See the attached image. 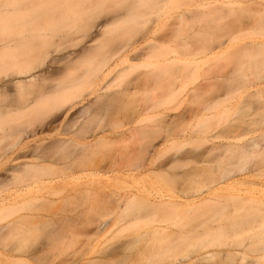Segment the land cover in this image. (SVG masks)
Returning <instances> with one entry per match:
<instances>
[{"label": "bare ground", "instance_id": "6f19581e", "mask_svg": "<svg viewBox=\"0 0 264 264\" xmlns=\"http://www.w3.org/2000/svg\"><path fill=\"white\" fill-rule=\"evenodd\" d=\"M65 1L68 2L67 6L64 5ZM107 1L108 3L112 1L118 2L120 10L123 12H116L115 16L111 18V21L107 20L106 22L96 23V27H94L95 24L92 25L93 20L92 22L90 21V26L79 25L76 28H67V24L75 25L78 20L90 16L96 9L95 7H98L97 5L101 6L102 3L103 5H107ZM167 1L168 0H0V6L15 8L13 10H6L10 13L7 18L0 17V29L8 30L5 31L7 34L3 32L0 33L6 35L5 37L4 35H2V37L0 35V75L4 74L3 76L7 78V82L4 81V78H0V245L2 246L0 248H5L6 244L9 242L7 244L10 245L8 250L9 255L19 264L30 263L26 258L30 257L31 253L34 254V251H31L33 249L31 248L32 246H29V242L33 238L34 229L37 228V224H39L41 228L40 224H44L43 226H45L46 222L43 220L50 218L49 216H56L63 208L99 193V189H101L103 185L101 187L94 186L92 188L90 185L91 182L104 183L114 180H120L121 182V180L127 179L128 181H139L140 179L149 180L151 178L154 179L162 175H167L171 168L178 165V163L179 165L180 163L183 164V161H185V163L186 161L190 163L194 160L197 164L205 165L206 163L207 166L213 163L212 168L210 165L209 167H205L206 165L203 167L197 165L192 170L183 174L181 178H185L186 181L182 179V182L188 184L190 188L184 186L178 196L164 199V197L155 196L148 190L149 188H147V190L144 189L145 193L143 195L146 194V197H143L144 200L142 201L137 197V193H142L143 190L141 192L138 191L140 189H137L135 191L129 190L128 193L119 196L118 199L115 198L116 194L113 195V193L110 192L109 194L104 193V199L101 198L99 203H103V206L105 205L102 208L113 206L110 207L111 210H117V212L118 209H120V212L117 213L119 218L123 217L125 213L126 217L131 218L129 212L131 210L130 208L135 204L134 200L136 198V201L139 203L145 202L143 205L141 203L139 206L142 205L143 207L147 205L151 208H155V212L158 210L162 212L167 208V211H165L166 213L170 210L176 212L172 207L180 206L179 212H182L180 209H189L187 212L183 211V213L188 214V218L192 216L196 218L199 216L197 213L201 215L202 212L204 213L205 211H199L201 206L213 204L218 192L229 188L235 183V180L232 179L233 172H239L249 176L255 173L254 171L257 169L256 166L259 165L255 162V157H258V153L260 152L264 154L263 145L256 141H250L247 144L239 145L234 141L235 137L232 136H229L224 143L220 145L216 144L217 146L214 145V147L212 146L202 155L198 156V158L189 150L174 158L167 157L165 158L166 160L159 161L162 157L159 155L161 151L165 150L168 147L167 145L176 140V138L171 135L173 127H170L171 125L164 121V117L162 121L156 123L157 128L161 127L164 130L165 134L162 136L163 144L158 147L154 145L155 139L159 134H162L161 132L159 133V130L149 125L141 128L136 127L139 133H137V135L141 137V140H144L143 144L140 145V150L142 149L141 160L139 162H133L132 157L129 156L126 157L129 159L125 158L127 161L121 158L122 162H119L120 158H117L115 161L111 159L105 162V156H108V153L112 150L110 145L113 143V140L115 141L116 136L119 135L115 130L123 127V125L128 122V124H132V122L135 123L134 121L138 122V119L142 116L148 115L150 118L149 113L154 107H152L153 104L150 105L146 101H141L144 95L146 100V96H148L146 94H150L151 91L155 92L162 90L164 92L167 90L168 92L166 93L168 95L164 97H173V95L179 96V94L176 93L179 92L178 89L184 87L182 82L184 81L183 83H185V78L189 75L187 66L192 63L196 65L202 62L216 49L214 46L207 45V42H211L212 40H208L205 45H199V48H197L198 46L194 47L195 49H193L192 52L188 50L193 47L192 45V47L185 48L191 44V42L188 43L185 39L181 41V43L183 42L182 45L180 43V47L184 48H180L179 50L181 51L171 47L172 42L180 31L181 25L189 19L185 13L177 16L174 23L171 24V26L169 25V28L160 36L156 32L158 29L156 25L146 30L143 28H135L139 24L142 26L145 24L147 25V23L151 21V16H155L157 19L160 18L167 6L159 5ZM112 3H110V5ZM19 4H21L20 8L15 7ZM119 8H117V10H119ZM141 8H146L149 12H139ZM115 11L116 10H114V12ZM4 12L5 11L0 10V15H3ZM19 15L22 19L19 18ZM95 15L97 14H94V16ZM117 23L127 27H125V35L130 33H134L135 35L140 34V39L143 40L142 42L144 45H139L140 47L137 46V42L140 41H137L138 39L130 42L133 40L132 38L134 35H132L133 37L131 36L132 40L124 39L122 42L112 44V40L105 38V36L108 33V27ZM93 28L96 37L93 31L91 33ZM126 29H128V31H126ZM81 32L84 38L88 39L91 44H95L84 46L73 58H68L67 60L66 57L67 61L63 63L64 65L61 67H59V65L56 66L55 60L53 61V63L55 62V66L50 65L43 71L39 70V72H41L37 74L38 67L35 66L34 62L38 61L39 56L51 39L55 37L65 38ZM115 32L117 34L118 31L115 30ZM59 34H62V36ZM99 37L102 38V40H100ZM126 37L128 38V36ZM230 40H232V38ZM230 40L228 41L229 43L231 42ZM225 44L226 42H220L217 47L222 49L227 45ZM258 47L264 50V43L254 41L245 44L243 49L244 51L248 49L254 50V48ZM249 50L246 52H249ZM247 54L248 53H246V55ZM148 59L155 64V68L151 67L154 69H152V72L151 69L150 71L146 69L147 72L145 74H139L138 72L136 75L141 76L133 81L129 80L127 84L131 82L130 85L126 86L127 84H125L123 87L122 84L123 88L117 85V83L119 84L118 79L122 75H127L126 73L128 70H130V68H135L142 60L147 61L142 63L145 66L149 64L153 65L151 62L148 63ZM59 62L60 61H58V63ZM125 64H127V66H125ZM141 65L139 66L141 67ZM139 66L137 67L139 68ZM136 75L133 76V78L137 77ZM116 80L118 81L117 83L115 82ZM248 83L243 82L240 86L243 87V84L246 86ZM83 84L90 86L91 91L89 96L92 92L91 97L93 96V99L89 101L85 98L80 101L77 99L74 100L73 97H75L77 91L83 87ZM238 84L239 82L231 89L233 92L239 90L236 87ZM249 84L252 85V83ZM177 85H181L180 88L177 89ZM165 87L170 89L168 90ZM242 87L240 89H242ZM166 93L164 92V95ZM152 94L149 96L154 95ZM141 95H143V97ZM143 102L148 105H145V103L143 104ZM51 104L54 105V112L52 114L38 121H32V119V122L30 121V118L35 112L43 110L44 107H50L49 105ZM116 105L120 106L117 107ZM26 118L28 119L25 120ZM146 118L149 119L148 117ZM141 120L143 119L141 118ZM141 120H139L141 122H138L139 124L143 123ZM137 122L135 124H137ZM111 131L116 133V135L113 132L112 134ZM113 135H115V137ZM161 146H163L162 150L159 148ZM109 148L111 149L110 151L108 150ZM216 151L217 154H215ZM128 152H130V150ZM128 152L126 151L125 154H128ZM213 153L215 155H213ZM130 154H132V152H130ZM215 162L218 164L224 162V167L217 166L218 168H213ZM225 164L234 169L231 167L226 168ZM191 184L197 188L191 187ZM66 187H68V189H66ZM192 188H194V190ZM41 189H47L49 196L67 190H69V193H72L69 195L67 194V196L61 200L50 199L46 202L41 201L43 203V205H41L42 203L37 204L29 197L31 194ZM99 195L102 196L103 194ZM112 195L115 201L113 199V201H111V199L106 201ZM263 202L260 201V203ZM263 205L264 203L262 207ZM187 206L188 208H185ZM161 207L165 209L163 210ZM40 211H45L48 216L46 218L44 217L45 215L41 216V214H39ZM189 211H192L193 215L189 214ZM195 214H197V216ZM194 217L192 218L194 219ZM66 219L67 221L64 219L63 222L65 226L67 223L68 225H73L68 226L70 227L69 230L66 226V229L70 231L68 234H71V229L72 227L74 228L75 225H80L81 222L83 223L84 221L86 222L83 224L86 225L88 221L86 219L82 221L81 218H79L80 221L75 218L80 221V223L78 221L77 223L76 220ZM232 219H234L232 222L235 221L238 223L241 221L235 218ZM134 220L135 219L132 221ZM251 221L252 223L250 226L246 228L244 226L243 228L244 230L242 232L246 234V237L243 241L238 243L239 248L230 245L222 249V246L225 245L223 241L228 238L227 235L229 236V233H227L228 229L226 230L223 224H219L216 228H211L200 234V238L203 237V241L206 240L207 242L213 243L212 246L218 245L217 250L208 251L196 257L188 258L186 263H183L185 260H181V262L183 261V264H224L221 262L224 257L228 258L234 254L245 255V253L250 251L254 246V241H256L255 238L257 237L256 234L260 232L258 231L260 228V225H258L259 220L253 218ZM50 222L52 223V220H50L49 223ZM106 223L108 222L103 221L100 225L96 223V227L98 225L96 235L98 232L104 231L107 227L106 225H108ZM237 223H233L234 225L231 226L236 228ZM40 228H38V230ZM225 233H227V235ZM155 235L151 237L152 240L155 239ZM159 235L160 234H157V238ZM161 236L163 235H160V239ZM203 241H201V243H203ZM167 244L166 247L171 246L170 248L173 250L171 242L168 241ZM162 246L163 244L159 247L160 253ZM219 247H221V249ZM148 248L151 247L149 246ZM112 249L110 255H115ZM114 251L116 250L114 249ZM147 253L145 252L144 254ZM155 254L158 253H154L153 255ZM164 254H166L165 251ZM215 256L221 257L220 261L211 262V259ZM32 258L33 257H31V260H36ZM46 262L47 259H45V264H53L51 261ZM75 262L77 261L75 260L71 262V264H75ZM61 264H64V262ZM173 264H176V262Z\"/></svg>", "mask_w": 264, "mask_h": 264}, {"label": "rangeland", "instance_id": "374dc122", "mask_svg": "<svg viewBox=\"0 0 264 264\" xmlns=\"http://www.w3.org/2000/svg\"><path fill=\"white\" fill-rule=\"evenodd\" d=\"M110 3L107 5L104 4L105 6L103 3L101 6L97 5L98 7H95V10L93 9L94 11L90 16L78 20L75 25L67 24V28H76L79 25L90 26L93 20L92 25L95 24L94 27L100 22H106L107 20L111 21V18L115 16L116 12L121 10L118 2H113L115 5L113 3L110 5ZM20 5L21 4L15 7L20 8ZM64 5L67 6L68 2L65 1ZM159 6H167L160 18L157 19L155 16H151V21L148 22L147 25L145 24L142 26L139 24L134 27L146 30L149 27L156 25V28H158L156 32L160 36L169 28V25L171 26V24L174 23L177 16L185 13L189 19L181 25L179 33L172 44L170 43L171 47L179 50L181 48L180 46L183 44L181 41L185 39L188 43L191 42V44L185 48L187 49L193 46L188 49L192 52L193 49H195L194 47L198 46L197 48H199V45H205L208 40H212L211 42L208 41L207 45L214 46L216 49L202 62L196 65L193 63V65L189 64L191 66L186 65L187 70L189 69L187 71L189 75L185 78V83H183L184 81L182 80V85L184 87L180 88L181 85H177L178 87L176 86L177 89L180 88L178 89L179 92L176 93L179 94V96L173 95V97H164L168 95L166 93L168 92L167 90L164 91L166 93L165 95L161 90L163 96L160 90L155 91L156 93L151 91L150 94H146L148 95L146 98L148 99L149 97L151 100H145V95L144 97L141 95L144 98L141 97V101H146L150 105L153 104L152 107H154V109L152 108V111L149 113L150 118L148 115H145L144 117L142 116L141 118L143 120H141V118L138 119V122H140L139 120L143 121L142 124H139L137 121H134L135 123L137 122V124L133 122L132 124H128L129 122H126L127 124H124L123 127L115 130L119 135L116 136L115 141L113 140V143L110 145L112 150L110 148L108 149L111 151H108V156H105V162L110 161L111 159L112 161H115L117 158H120L119 162H122V160H125V158L129 156L132 157L133 162H139L141 160L142 149L140 150V145L143 144L144 140H141V137L137 135L138 129L136 130V127L141 128L149 125L159 130V133L161 132L162 134L158 133L159 135L155 139L154 145L158 147L163 144L162 136L165 134L164 130L161 127H156V123L162 121L163 117L165 119L164 121L168 122L169 125H171L170 127H173L171 135H173L176 140L167 145L168 147L165 150H162L163 146L159 147L160 150H162V155L161 153L159 154L162 156L161 158L159 157V161H163L167 157L174 158L189 150H191L198 158V156L202 155L212 146L214 147L216 144L220 145L227 141L229 136L235 137L234 141L239 145L247 144L250 141H256L260 142L264 147V50L263 48L261 50V48L259 49L258 47L254 48V50L248 49L249 52H246L248 50L244 51L243 49L245 44L254 41L264 43V0H168L166 3H161ZM117 8H119V10H117ZM8 9L13 10L15 8L1 5L0 10L5 12L3 15H0V17L7 18L10 14L7 12ZM114 10L116 11L114 12ZM139 12L147 13L149 10L141 8L139 9ZM94 14L97 15L94 16ZM19 18H21V16ZM125 27L126 26H122L118 23L109 26L105 38L112 40V44L122 42L124 39H133L130 42L138 39L137 41H140L137 42L138 45H136H144L142 42L143 40L140 39V34L135 35L134 33H130L125 35ZM115 30L118 31L119 34L118 32L116 34ZM5 31L8 30H1L0 33L3 32L7 34ZM92 31L95 36L96 33H94V28L91 30V33ZM126 31H128V29H126ZM0 35L2 37L4 34ZM59 35L62 36V34ZM97 35L99 36L98 32ZM132 35H134V37ZM5 36L6 35H4V37ZM126 36H128V38ZM229 38H232V40ZM51 40L45 46L38 61L34 62L35 66L38 67L37 74L48 68L50 65L55 66V62L57 64L56 66L59 65V67H61L68 58L76 56L84 46L95 44H91L88 39L84 38L82 32L65 38L55 37ZM100 40H102V38H100ZM229 40L231 41L230 43L228 42ZM220 42H226L228 46L225 44L226 46L224 48L219 49L217 46ZM246 53L248 54L246 55ZM53 61L55 62L53 63ZM58 61L60 62L58 63ZM144 61L142 60L137 66L141 65ZM150 62L151 61L149 60L148 63ZM152 62L151 64L153 65H146L148 68L142 64L139 68L137 66L132 69L130 68L131 71L127 69L130 73L126 71L127 73H125L127 75L124 73L125 76L122 75L118 79L119 84L117 83V80L115 82L123 88L125 84L129 83V80L133 81L141 76L136 75L138 72L139 74H145L147 72L146 69H149V71L151 69L152 72L153 68L151 67L155 68V64ZM125 66H127V64H125ZM133 69L137 70L134 71ZM39 70L41 71L39 72ZM3 75L4 74H1L0 78H4V81L7 82V78ZM135 75L137 77L133 78ZM238 82L239 84L236 87L239 90L233 92L231 89L234 88ZM243 82H249L252 83V85L248 83L249 85L247 84V87L244 86V84L242 87L240 84ZM85 84H83V87L77 91L75 97H73L74 100L77 99L80 101L85 98L89 101L93 99V96L91 97L92 92L89 96L91 91L90 86ZM130 84H127L126 86ZM241 87L242 89H240ZM151 94L153 96H149ZM144 103L145 102H143V104ZM148 104L145 103V105ZM49 106L50 107H44L43 110L35 112L32 117L30 116V121L31 119L32 121H38L39 119L52 114L54 112V105L51 104ZM27 119L28 118L25 120ZM113 131H111V133ZM116 133L114 134L116 135ZM115 135L113 136L115 137ZM128 149L132 154L128 152ZM126 151L128 154H125ZM260 153H258V157H255V162L259 165L252 162L258 165L256 166V171H254L255 173L249 176L243 173L233 172V177H230L235 180V183L229 188L218 192L213 204L204 205V208L201 206L199 211L205 210L204 213L202 212L200 215V213H197L196 211L199 216L195 214L197 216L195 218L192 216V211L188 212L189 214H192L191 216L194 217V219L190 216V218H188V214L183 213V211L187 212L189 210L185 209L188 208V206L185 208L183 207L186 211L180 209L182 212L178 211L179 208H181L180 206L172 207L176 210V212L173 211L175 214L171 210L169 211L170 213H166L165 211H167V207V209L164 208L165 211L160 212L158 210L155 212V208H151L146 204V206L142 207L145 202H141L142 205L139 206L141 203L137 202L136 198L134 200L135 204L132 207L133 209L130 208V215L128 214L131 218L126 217V213L124 215L121 214L123 217L119 218L117 213L120 212V209H118L117 212V210H111L110 207L113 206H110L108 207L109 210L107 207V209L102 208L105 205L103 206V203H99L101 198L104 197V193L109 194L110 192L113 193V195L116 194L115 198L118 199L119 196L128 193L129 190L135 191L137 189H140L138 191L141 192L143 190L142 193H137V197L142 201L144 200L143 197H146V194L143 195L145 193L144 189L147 190V188H149L148 190H150L155 196L164 197V199L178 196L184 186L190 188L188 184L182 182L185 180V178H181L183 177V174L192 170L197 165L203 167L206 163L205 165H200L195 163L194 160L190 163L187 161L185 163V161H183V164L180 163L179 165L178 163V165L171 168L167 175H162L154 179L151 178L149 180L140 179L139 181L134 180V182L133 180L128 181L127 179L123 181L121 180V182L120 180L104 183L91 182L90 185L92 188L94 186L101 187L103 185L101 189H99L98 194H95L98 192L97 191L94 193L95 195L88 199L77 201L70 206L63 208V210L59 211L56 216L52 215L47 219L45 218L48 214L45 213V211L39 212L41 216L45 215V218H43L45 220L43 221L46 223L45 226H43L44 224H40L41 228L39 227V224H37V228L34 229V239L32 238L33 241L31 240L32 242H29V246H32L31 248L33 249L31 251H34V254L31 253L30 257L26 258V260L30 262L26 264H45V259H47V262H53V264L60 263L61 261L64 262V264H71V262L75 260L77 261L75 264H173L175 262L178 264L183 262H181V260H185L183 263H186L188 258L196 257L202 253H207L208 251L217 250L218 245L212 246L213 243L207 242L206 240L203 241V237L200 238L201 233L206 232L211 228H216L219 224H223L226 227V230L228 229L227 233H229V236L225 233L228 238L223 241V244L225 245L222 246V249L223 247H228L230 245L234 247L236 246L237 248L239 246L238 243L243 241L246 237V234L242 232L244 226L245 228L250 226L253 218L259 220L258 225H260V228L258 231L260 232L257 231V237L255 238L256 241H254L252 249L246 252L245 255L234 254L228 258L224 257L221 262L224 264H264V205L262 207V204L264 203V154L261 153L260 155ZM215 154H217V151ZM215 154L213 153V155ZM121 158L123 159L121 160ZM215 163L213 168H218L224 165V162H221V164L217 163L218 165ZM212 164L213 163L209 164L211 168ZM209 165H206L205 167H209ZM225 167L227 168L228 165L225 164ZM190 186L194 187L192 184ZM194 188L196 189L197 187ZM194 188L192 189L194 190ZM66 189H68V187H66ZM68 191L69 190L49 196L47 189H41L40 191L31 194L29 197L37 204H41L43 201L46 202L50 199L61 200L66 197L67 194L69 195L72 193H69ZM99 194L103 195L101 196ZM113 195L108 199L106 197V201L110 199L113 201ZM260 201L263 203H260ZM41 205H43V203ZM131 211L134 214H132ZM66 218L76 220V222L80 220L79 218H81L82 221L85 219L88 221L86 225L83 224L86 221L83 223L81 222L83 225H75L76 227L74 226V228L72 227L71 229V234H68L70 232L68 231L70 229L68 226L73 225H68L67 223V230V227L63 224L64 219L67 221ZM232 218L241 221L238 223L235 221L232 222V220H234ZM133 219L137 221H132ZM50 220H52V223H49ZM80 221L78 222L80 223ZM103 221L108 222L106 223L108 225H106L107 227L104 231L102 230L103 232H98V234H100L96 235L98 225ZM95 222L98 223L97 227ZM233 223H237L236 228L232 227L234 225ZM38 228L40 229L38 230ZM157 234L163 235L161 236V239L160 235L158 236L160 240L157 238ZM153 235L156 236L154 240L151 239ZM168 237L173 238L169 239ZM199 240L203 241V243ZM165 241L171 242L173 250H171V246L166 247L169 243L167 244ZM7 244L5 248H0V264H19L9 255L8 250L10 245ZM160 244H163L164 246L161 248V253L159 252ZM148 245L152 249L148 248ZM0 247L2 246L0 245ZM219 248L221 249V247ZM111 249L115 255H110L112 253ZM114 249L119 253L114 251ZM148 251L150 252L147 253ZM164 251L166 254H164ZM145 252L147 254H144ZM154 253L158 254L153 255ZM149 254L152 255L150 256ZM31 257L36 260H31ZM220 259L221 257L215 256L211 259V262H218Z\"/></svg>", "mask_w": 264, "mask_h": 264}]
</instances>
